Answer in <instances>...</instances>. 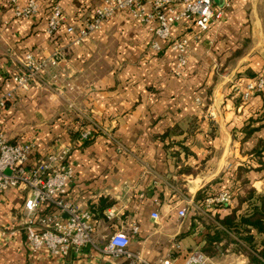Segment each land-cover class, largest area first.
<instances>
[{"label": "crops", "instance_id": "crops-1", "mask_svg": "<svg viewBox=\"0 0 264 264\" xmlns=\"http://www.w3.org/2000/svg\"><path fill=\"white\" fill-rule=\"evenodd\" d=\"M36 1L40 11L31 18H17L7 5L0 9V96H14L0 127L11 143L34 144L36 158L69 149L76 175L68 199L80 209L113 202L101 217H93L97 248L105 236L124 229L140 264H185L195 253L205 257L203 264H255L233 244L213 257L204 249L207 235L216 232L218 247L226 244L221 230L209 228L216 216L251 211L248 203L239 206L244 181L256 191L253 205L264 196V151L255 152L264 141V96L247 102L241 97L248 83L264 76V0H216L228 6L208 32L177 27L175 39L197 36L182 70L169 46L161 53L150 49L147 27L128 14H118L81 44L65 31L48 33L53 7L79 28L101 0ZM27 53L39 61L54 59L58 67L23 91L12 78L22 72ZM85 130L97 133L87 145L79 140ZM216 182L231 187V205L209 208L199 197ZM22 205L19 193L0 198V223L8 230L0 238V264H55L28 246ZM182 209L188 211L183 222ZM110 211L117 214L112 221L106 217ZM250 231L261 251L264 232ZM126 261L87 247L62 264Z\"/></svg>", "mask_w": 264, "mask_h": 264}, {"label": "built area", "instance_id": "built-area-1", "mask_svg": "<svg viewBox=\"0 0 264 264\" xmlns=\"http://www.w3.org/2000/svg\"><path fill=\"white\" fill-rule=\"evenodd\" d=\"M12 7L17 18H31L38 14L40 5L36 0H28L19 5V0H7L0 4ZM149 6V8H147ZM224 6H218L216 0H101V5L79 28L67 24V18L60 7H53L48 16V33L51 36L61 31L76 36V44L83 43L91 34L102 29L118 14H128L140 25L147 27L150 34V49L161 53L164 45L169 46L177 55L178 67L182 70L188 64L191 38L182 35L175 39L173 31L180 26L195 27L200 33L208 32L218 25L225 14ZM58 67L54 59L39 61L33 54L27 53L22 61V72L12 78L13 83L23 91H29L37 84L49 68ZM3 70L0 64V74ZM58 80V75L53 76ZM264 92V76H259L248 83L241 94L247 102L255 95ZM10 94L0 96V116L7 103L13 100ZM92 136V131L85 130L79 140L84 142ZM8 172V173H7ZM75 168L70 160L69 149L62 148L47 156L36 158V146L32 143H11L0 127V198L10 193H19L23 205L19 210L22 220V233L33 254L45 256L55 264H62L72 255H80L91 247L103 256L114 259H126L130 264L143 263L129 251L130 237L124 229L105 236L102 248H97L95 227L91 210H82L69 199V191L75 181ZM233 195L223 187L214 197L204 202L207 207L229 206ZM115 211L107 213V219L116 217ZM180 220L187 217V209L178 212ZM152 218L160 222L158 213ZM131 230L138 232L133 224ZM8 230L0 223V238ZM207 261V259H206ZM205 257L200 253L190 255L185 264H203ZM163 264H171L165 261Z\"/></svg>", "mask_w": 264, "mask_h": 264}, {"label": "trees", "instance_id": "trees-1", "mask_svg": "<svg viewBox=\"0 0 264 264\" xmlns=\"http://www.w3.org/2000/svg\"><path fill=\"white\" fill-rule=\"evenodd\" d=\"M241 56L240 54H237ZM260 95L264 96V92ZM96 132L92 131V136L84 141V144L91 143L96 136ZM80 138V135H79ZM259 148L262 150L259 151ZM255 152L261 154L264 151V141L260 142L259 147ZM223 182H216L200 192L199 197L203 199H207L209 197H214L218 194L224 187ZM242 185L246 189L245 196L239 201V206L243 203H248L251 206V211L246 214L237 215V210L233 211L232 214L224 219H220L219 217H215V223H211L209 228L214 230H221L224 235V239L226 240V244L224 247L219 248L215 242L220 240V233L216 232L214 235H207L206 238V256H216L221 251H225L226 248L233 244L235 246V250L238 253L246 255L250 261L255 264H264L262 259L264 258V247L261 251H257L254 244V237L251 235V228L257 229L259 232H264V196L258 197L257 200L260 202V205H253L252 200L256 198V191L249 186L247 181H244ZM231 191V187H226ZM113 202L102 201L100 207L96 210H93L92 213L95 218H99L102 216V213L105 209L112 206ZM236 238V239H235ZM264 246V245H263ZM129 264V261H126Z\"/></svg>", "mask_w": 264, "mask_h": 264}, {"label": "rangeland", "instance_id": "rangeland-1", "mask_svg": "<svg viewBox=\"0 0 264 264\" xmlns=\"http://www.w3.org/2000/svg\"><path fill=\"white\" fill-rule=\"evenodd\" d=\"M105 243H106V241H105V240H104V241H102V244H103V245H105Z\"/></svg>", "mask_w": 264, "mask_h": 264}, {"label": "water", "instance_id": "water-1", "mask_svg": "<svg viewBox=\"0 0 264 264\" xmlns=\"http://www.w3.org/2000/svg\"><path fill=\"white\" fill-rule=\"evenodd\" d=\"M8 173V172H7Z\"/></svg>", "mask_w": 264, "mask_h": 264}]
</instances>
